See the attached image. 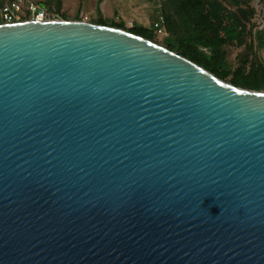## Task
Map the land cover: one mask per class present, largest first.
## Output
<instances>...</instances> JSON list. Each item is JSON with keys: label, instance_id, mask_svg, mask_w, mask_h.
<instances>
[{"label": "water", "instance_id": "obj_1", "mask_svg": "<svg viewBox=\"0 0 264 264\" xmlns=\"http://www.w3.org/2000/svg\"><path fill=\"white\" fill-rule=\"evenodd\" d=\"M0 264H264V91L126 29L0 23Z\"/></svg>", "mask_w": 264, "mask_h": 264}, {"label": "trees", "instance_id": "obj_2", "mask_svg": "<svg viewBox=\"0 0 264 264\" xmlns=\"http://www.w3.org/2000/svg\"><path fill=\"white\" fill-rule=\"evenodd\" d=\"M64 0H48L45 4L61 14ZM237 2V0H230ZM164 15L171 41L167 48L189 58L222 80L230 77L235 86L264 91V64L256 57L241 59L233 68L228 62L224 46L228 42L241 41L244 28L238 27L237 19L224 24L228 10L218 0H168ZM75 20H81L77 15ZM93 23L126 29L134 34L155 40L152 29L145 27L126 28L122 24H108L99 19ZM224 31V36L222 35ZM206 48L208 53L202 50Z\"/></svg>", "mask_w": 264, "mask_h": 264}, {"label": "rangeland", "instance_id": "obj_3", "mask_svg": "<svg viewBox=\"0 0 264 264\" xmlns=\"http://www.w3.org/2000/svg\"><path fill=\"white\" fill-rule=\"evenodd\" d=\"M43 1L46 3L48 0ZM167 1L168 0H160L159 2L163 12ZM218 1L228 10V15L224 24H227L232 18L239 20V29L241 27L244 28V35L241 41L228 42L224 46L230 66L235 68L238 66L241 59H251L253 56H256L264 64V0H237V2L230 0ZM51 11L58 14L57 18L63 19L59 12L54 9H51ZM62 12L65 13L70 20H75L77 15L81 20L83 16H86V14L82 13L77 7V3L73 1L64 4ZM91 21H94V19H91ZM222 35L224 36V31H222ZM170 38L171 34L168 31V36L160 38L155 37L154 41L167 47L168 43L171 41ZM202 50L205 51L207 49L202 48ZM205 52L208 53V50ZM229 80L230 77L225 81L229 82Z\"/></svg>", "mask_w": 264, "mask_h": 264}, {"label": "crops", "instance_id": "obj_4", "mask_svg": "<svg viewBox=\"0 0 264 264\" xmlns=\"http://www.w3.org/2000/svg\"><path fill=\"white\" fill-rule=\"evenodd\" d=\"M76 2L90 21L99 19L108 24H122L126 28L145 27L150 29L155 19L160 0H64L63 5Z\"/></svg>", "mask_w": 264, "mask_h": 264}, {"label": "built area", "instance_id": "obj_5", "mask_svg": "<svg viewBox=\"0 0 264 264\" xmlns=\"http://www.w3.org/2000/svg\"><path fill=\"white\" fill-rule=\"evenodd\" d=\"M57 16L58 14L52 12L43 0H0V23L59 19ZM155 16L151 24L155 37L168 36L165 15L160 5ZM82 20L89 21V17L87 15L83 16Z\"/></svg>", "mask_w": 264, "mask_h": 264}]
</instances>
